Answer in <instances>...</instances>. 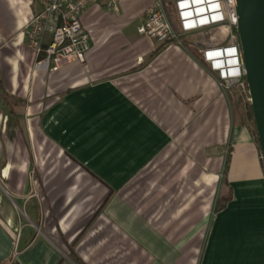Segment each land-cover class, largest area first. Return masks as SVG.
Here are the masks:
<instances>
[{
    "label": "crops",
    "instance_id": "0c3cea01",
    "mask_svg": "<svg viewBox=\"0 0 264 264\" xmlns=\"http://www.w3.org/2000/svg\"><path fill=\"white\" fill-rule=\"evenodd\" d=\"M109 1L80 17L84 64L54 69L25 43L34 0H0V264H264L251 133L196 53L137 32L155 0Z\"/></svg>",
    "mask_w": 264,
    "mask_h": 264
},
{
    "label": "built area",
    "instance_id": "2783aa9c",
    "mask_svg": "<svg viewBox=\"0 0 264 264\" xmlns=\"http://www.w3.org/2000/svg\"><path fill=\"white\" fill-rule=\"evenodd\" d=\"M99 0H35L37 11L26 22L24 38L36 56L59 68L72 61L84 64L90 35L80 24L83 12ZM123 0H110L107 9L119 10ZM171 4L178 33L173 29L164 0H155L145 9L137 32L156 44H181V36L209 33L200 46L199 58L219 87L246 94L244 69L238 38L234 0H165Z\"/></svg>",
    "mask_w": 264,
    "mask_h": 264
},
{
    "label": "water",
    "instance_id": "95a60500",
    "mask_svg": "<svg viewBox=\"0 0 264 264\" xmlns=\"http://www.w3.org/2000/svg\"><path fill=\"white\" fill-rule=\"evenodd\" d=\"M235 34L264 168V0H234Z\"/></svg>",
    "mask_w": 264,
    "mask_h": 264
},
{
    "label": "rangeland",
    "instance_id": "374dc122",
    "mask_svg": "<svg viewBox=\"0 0 264 264\" xmlns=\"http://www.w3.org/2000/svg\"><path fill=\"white\" fill-rule=\"evenodd\" d=\"M33 4L35 5V0H34ZM36 11H34L32 13H35ZM177 33L179 34V32H177ZM210 38H211V35L209 33L198 34V35H189V36H181V43L185 44V46H188L189 50H193L196 53V55L199 57L200 46H202L205 43H208L210 41ZM25 43H26V39H25ZM227 93L234 94L236 97L240 98L242 101H246V100L249 101V98L247 97L248 92H246V94H241L238 90L233 89V90L227 91ZM47 153L50 154L51 157L48 158V160L45 162L44 169H46V170H48L50 168L58 169L59 167L63 168L66 166L65 169L67 171L68 170H74V169L78 170V167L75 166L73 160L65 159L64 157H61L60 163L58 161L52 162L53 158L56 157V154L53 155V152L51 151V149L46 148L45 154H47ZM34 171H35L34 172V175H35L37 173L36 172V166H35ZM35 180L37 181L36 177H35ZM92 180H88V181L91 182ZM39 183H40V181H39ZM52 183H53V181L49 182V184L46 186H43L40 183L41 193L39 192V195H40L39 197H41L40 199H42L45 203H48V204L50 203V201L53 198V193H48L49 188L52 187ZM94 185L95 184L92 185V182H91V186L94 187ZM93 197H96V199H97V197L99 198V196H97V194H93ZM103 204L100 205V203L97 200H93V208L94 209L92 211L94 212L96 207H98V206H99L98 210L100 211ZM45 213H47V212H45ZM49 213H50L49 214V216H50L52 214V211H50ZM87 215H90V213H86V216ZM83 218H85V216ZM77 225L79 226L80 223H78Z\"/></svg>",
    "mask_w": 264,
    "mask_h": 264
},
{
    "label": "trees",
    "instance_id": "16d2710c",
    "mask_svg": "<svg viewBox=\"0 0 264 264\" xmlns=\"http://www.w3.org/2000/svg\"><path fill=\"white\" fill-rule=\"evenodd\" d=\"M165 2L167 4L166 12H167L168 19L170 23L172 24L174 31L177 33L178 29L176 26V21L173 15V11L171 9V4L164 0V3ZM190 52L191 54L195 55V52L193 50H190ZM246 91H247V87H246ZM227 96L230 100L231 112H232L234 121L238 125L245 126L249 130V132L251 133L253 137L254 143L256 144L257 149L260 153L259 144H258L257 135H256V129L254 125V119H253L249 101L248 100L242 101L240 98L236 97L234 94H231V93H227ZM261 163H262V160H261ZM262 167H263V163H262ZM230 199H231V190L228 187L226 181H223L221 192L215 203L214 213H218L221 210H223L227 202L230 201Z\"/></svg>",
    "mask_w": 264,
    "mask_h": 264
}]
</instances>
